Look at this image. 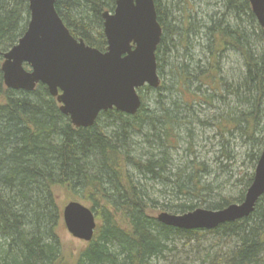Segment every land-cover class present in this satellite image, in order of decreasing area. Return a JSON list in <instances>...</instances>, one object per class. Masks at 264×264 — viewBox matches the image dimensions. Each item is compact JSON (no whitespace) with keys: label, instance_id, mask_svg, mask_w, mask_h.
I'll use <instances>...</instances> for the list:
<instances>
[{"label":"trees","instance_id":"trees-1","mask_svg":"<svg viewBox=\"0 0 264 264\" xmlns=\"http://www.w3.org/2000/svg\"><path fill=\"white\" fill-rule=\"evenodd\" d=\"M153 1L159 86L138 89L135 114L110 109L83 128L45 85L5 87L2 54L29 9L0 0V264H64L57 225L67 200L98 222L72 264H264V194L249 216L211 230L167 226L148 211L243 200L264 146V29L248 0ZM115 2L54 7L74 38L105 51L102 13ZM196 144L209 148L198 155Z\"/></svg>","mask_w":264,"mask_h":264},{"label":"water","instance_id":"water-1","mask_svg":"<svg viewBox=\"0 0 264 264\" xmlns=\"http://www.w3.org/2000/svg\"><path fill=\"white\" fill-rule=\"evenodd\" d=\"M248 2L264 29V0ZM28 9L26 30L2 54L6 88L32 91L43 84L73 126L88 128L101 112L110 109L135 114L142 102L138 89L159 86L155 51L161 27L153 0H116L113 11L102 13L105 51L74 38L57 14L54 0H28ZM263 194L264 146L240 203L218 210L196 208L183 214L162 211L156 220L184 230H211L249 216ZM61 218L74 238L91 241L96 220L90 208L69 201L62 207Z\"/></svg>","mask_w":264,"mask_h":264},{"label":"rangeland","instance_id":"rangeland-1","mask_svg":"<svg viewBox=\"0 0 264 264\" xmlns=\"http://www.w3.org/2000/svg\"><path fill=\"white\" fill-rule=\"evenodd\" d=\"M151 98H152V95L151 94H145L144 96V99L146 100V102L148 100L151 101ZM149 103V102H148ZM154 104V103H153ZM151 106V105H150ZM155 105H152V107H155ZM203 145V144H202ZM196 151L198 152V155H201L203 154L204 150H207L209 148V145L207 146H203L204 149H202V152H200V148L199 146L196 144V146H194ZM180 154V152H178ZM204 155V154H203ZM241 164V160L239 161L238 165ZM238 165L236 166V170L238 169ZM245 166L242 165L240 166L239 168L243 169ZM154 197V195H153ZM65 199L64 198V192L61 193V198L60 199ZM160 203L161 202H166V200H162V196L159 198H157ZM74 201V200H72ZM67 202H69V200H67ZM64 206V205H63ZM62 210V209H61ZM150 214L154 215L155 218L157 217V215L162 212L160 209L159 210H148ZM167 212V211H166ZM97 222V221H96ZM98 223V222H97ZM57 233H58V237H59V240H60V244H61V250H62V258H63V262L64 264H72L75 257L77 256V254L79 253L80 250H82L87 242L83 241V240H80V239H77V238H74L66 229L65 225H64V222L62 220V218L60 219L58 225H57ZM196 247V246H194ZM186 256H184V254L182 255V260H185ZM188 260V259H187ZM185 260V261H187ZM161 264H164L165 262L163 261H160ZM189 261H187L188 263ZM191 262V261H190Z\"/></svg>","mask_w":264,"mask_h":264},{"label":"bare ground","instance_id":"bare-ground-1","mask_svg":"<svg viewBox=\"0 0 264 264\" xmlns=\"http://www.w3.org/2000/svg\"><path fill=\"white\" fill-rule=\"evenodd\" d=\"M96 226H97V223H96ZM95 229H96V227H95ZM94 232H95V230H94ZM94 236V235H93Z\"/></svg>","mask_w":264,"mask_h":264}]
</instances>
